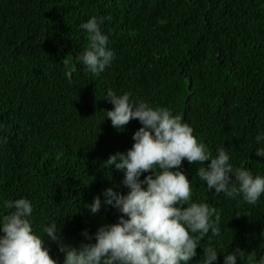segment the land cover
Instances as JSON below:
<instances>
[{
    "label": "trees",
    "instance_id": "obj_1",
    "mask_svg": "<svg viewBox=\"0 0 264 264\" xmlns=\"http://www.w3.org/2000/svg\"><path fill=\"white\" fill-rule=\"evenodd\" d=\"M92 16L111 17L101 29L115 53L98 77L76 62L88 46L79 25ZM109 89L167 107L213 156L224 146L234 167L264 175L254 152L262 146L254 137L264 133V0H0V135L8 137L0 145V204L30 200L42 238V226L56 221L64 242L78 245L83 230L117 221L110 206L96 214L87 207L106 188L127 192L123 173L104 162L129 149L141 125H111ZM182 167L193 200L221 213L222 239L211 240L216 264L236 247L264 254V195L255 206L239 204L208 191L199 164ZM47 246L62 262L56 243ZM196 251L193 264L203 256Z\"/></svg>",
    "mask_w": 264,
    "mask_h": 264
},
{
    "label": "clouds",
    "instance_id": "obj_2",
    "mask_svg": "<svg viewBox=\"0 0 264 264\" xmlns=\"http://www.w3.org/2000/svg\"><path fill=\"white\" fill-rule=\"evenodd\" d=\"M110 19L92 16L79 25L87 33L88 46L76 56V62L93 76H100L115 58L108 47L109 37L101 29ZM65 76L71 83V74ZM104 99L113 105L106 118L115 129L122 131L130 120L141 125L132 135L131 147L109 155L104 162L105 167L114 166L123 173L120 183L127 192L106 188L87 207L96 214L102 206H110L119 214L117 221L99 226L92 234L85 229L78 245L66 244L56 221L42 226L43 238L37 235L30 200L5 199L0 204V264H193L198 246L203 256L195 264H216L220 252L211 240L217 238L219 245L222 239L221 213L208 203L193 200L192 183L182 162L199 164L196 177L207 190L239 204L255 206L260 201L264 175L234 167L224 146L217 147L213 156L182 117L167 107H153L144 100H132L127 92L118 95L111 89ZM254 141L262 145L255 155L264 158V133L257 134ZM7 142L8 137L0 135V145ZM205 237L207 246L201 243ZM48 242L56 243L62 262L50 256ZM246 257L254 264H264V254L257 258L255 252L245 253L240 247L224 254L223 264H243Z\"/></svg>",
    "mask_w": 264,
    "mask_h": 264
}]
</instances>
